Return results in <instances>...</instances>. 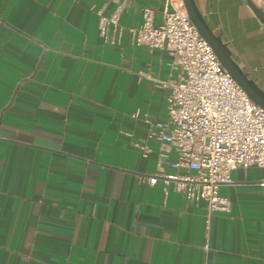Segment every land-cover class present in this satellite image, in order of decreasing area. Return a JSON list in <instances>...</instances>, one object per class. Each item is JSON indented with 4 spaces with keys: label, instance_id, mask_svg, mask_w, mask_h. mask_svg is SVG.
<instances>
[{
    "label": "crops",
    "instance_id": "0c3cea01",
    "mask_svg": "<svg viewBox=\"0 0 264 264\" xmlns=\"http://www.w3.org/2000/svg\"><path fill=\"white\" fill-rule=\"evenodd\" d=\"M194 1L264 91V15L247 0ZM114 6L0 0V264H264L262 168L231 171L219 188L230 211L212 212L207 238L204 201L147 181L158 159L173 171L175 150L148 129L166 119L161 82L178 71L130 28L143 6L160 23L165 0H123L121 34L104 41L98 11Z\"/></svg>",
    "mask_w": 264,
    "mask_h": 264
},
{
    "label": "built area",
    "instance_id": "2783aa9c",
    "mask_svg": "<svg viewBox=\"0 0 264 264\" xmlns=\"http://www.w3.org/2000/svg\"><path fill=\"white\" fill-rule=\"evenodd\" d=\"M112 1L111 12L98 11L104 41L109 40V29L121 34L123 0ZM249 1L264 15V0ZM130 31L134 44L168 50L171 66L178 71L174 79L161 82L167 89L166 119L150 122L148 129V136L175 150L169 162L173 171L164 172L158 159L157 172L147 181L154 183L160 177L188 201H204L207 238L212 212L230 211V201L219 188L231 181V171L249 166L264 170V108L224 68L190 20L183 0H165L160 23L154 22V10L143 6L140 24ZM140 148L142 155L150 151L145 143Z\"/></svg>",
    "mask_w": 264,
    "mask_h": 264
},
{
    "label": "water",
    "instance_id": "95a60500",
    "mask_svg": "<svg viewBox=\"0 0 264 264\" xmlns=\"http://www.w3.org/2000/svg\"><path fill=\"white\" fill-rule=\"evenodd\" d=\"M247 1L252 4L249 0ZM183 4L190 20L198 30L199 34L209 43L224 68L231 74V76L242 87L246 94L255 103L264 108V91H262L231 58L226 44L223 43L220 39V36L215 34L208 26L207 22L197 8L195 1L183 0Z\"/></svg>",
    "mask_w": 264,
    "mask_h": 264
}]
</instances>
